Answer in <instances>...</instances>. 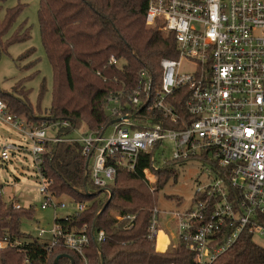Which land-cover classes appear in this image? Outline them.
<instances>
[{
    "label": "built area",
    "instance_id": "built-area-1",
    "mask_svg": "<svg viewBox=\"0 0 264 264\" xmlns=\"http://www.w3.org/2000/svg\"><path fill=\"white\" fill-rule=\"evenodd\" d=\"M146 23L174 36L177 56L162 59L158 75L143 68L133 77L116 79L105 100L106 128L58 136L70 128L69 122L29 125L2 100L0 120L32 141L44 182L41 207L55 213L68 207L48 191L41 174L47 144L81 143L90 177L100 189L116 179L119 168L135 171L141 155L149 156L153 170L160 161L166 165L164 151L161 159L157 156L166 141L174 145L172 162H202L208 168L206 184L197 189L189 208L172 214L181 241L195 254L193 264H214L242 234L264 236V0H148ZM109 65L118 67L119 60L111 57ZM185 66L192 71L185 72ZM109 127L112 132L105 137ZM22 150L4 144L0 159L9 161ZM144 173L156 190L152 169ZM85 208L77 204L74 212ZM154 214L149 237L156 240L158 210ZM51 235L49 250L64 247L88 264L87 234L55 225ZM103 239L100 232L97 240ZM7 244L19 245L6 239L0 249Z\"/></svg>",
    "mask_w": 264,
    "mask_h": 264
},
{
    "label": "trees",
    "instance_id": "trees-1",
    "mask_svg": "<svg viewBox=\"0 0 264 264\" xmlns=\"http://www.w3.org/2000/svg\"><path fill=\"white\" fill-rule=\"evenodd\" d=\"M147 5L148 0H40L41 39L53 71L52 105L45 117H38L43 112H34L29 91L17 86L14 92L0 91V100L13 116L29 125L69 122L70 128L61 129L58 136H72L84 124L86 133L106 128L110 119L105 100L116 79L133 77L143 68L158 75L160 61L177 56L174 36L147 25ZM22 10V5L8 9L0 20V53L29 38L28 30L21 33L18 28L4 39ZM111 57L119 60L118 67L109 65ZM45 148L41 174L48 191L57 199L66 197L75 205L86 206L81 213L56 218L55 225L64 232L89 236L84 250L88 264H193L195 254L179 235V244L165 252L157 251L155 238L149 237L154 210L159 207L158 192L172 176L166 168L183 162H167L164 169L153 170L149 156L141 155L135 171L118 169L116 179L106 187L112 192L110 197L109 191L94 186L81 143L47 144ZM147 169L157 178L156 190L144 173ZM130 182L139 183L141 189ZM31 215L30 210L0 199V242L19 243L0 249V264H54L61 254L71 256L74 264H84L81 256L64 247L49 250L46 243L23 234L20 220ZM125 215L135 218L118 219ZM100 232L102 241L97 240ZM159 236L161 240L162 234ZM59 264L71 263L62 259ZM214 264H264V247L246 232Z\"/></svg>",
    "mask_w": 264,
    "mask_h": 264
},
{
    "label": "rangeland",
    "instance_id": "rangeland-1",
    "mask_svg": "<svg viewBox=\"0 0 264 264\" xmlns=\"http://www.w3.org/2000/svg\"><path fill=\"white\" fill-rule=\"evenodd\" d=\"M21 5L23 12L12 31L4 39L13 35L18 28L21 33L28 30L29 38L11 44L7 52L0 53V91L14 92L16 86L29 91L28 101L34 112L36 111L38 115V111L41 110L43 113L38 117H45L46 111L52 105L53 71L41 39L38 19L40 0L0 2V20H4L8 9ZM4 39L3 42L8 47ZM184 71L190 73L192 70L185 66ZM85 125H82L79 131L81 134L86 133ZM111 132L112 127H109L105 137H108ZM9 143L22 147L23 150L11 154L9 161L3 162L0 159V199L8 204L19 205L24 210H30L31 217H23L20 220L21 232L32 239H38L50 245L55 219L64 218L68 213L74 212L75 203L66 197H60L59 200L67 205V209H60L57 213L52 208L43 209L41 206L45 199L40 188L44 182L39 176L34 156L31 153L33 143L16 128L0 120V147ZM163 151L165 158L171 163L174 152L173 143L164 142L163 146L157 150L158 160L161 159ZM161 167L165 168L162 161L159 165V168ZM166 169H171L172 176L158 192V210L160 211L158 228L169 239V249L179 244L177 224L172 212L184 211L192 205L195 192L206 184L208 168L200 161L190 160L174 164ZM151 177L156 176L151 174ZM130 183L141 189L139 183ZM41 231L46 233L44 237H40ZM254 242L264 247V236L258 234ZM160 244L161 241L158 239L156 247L159 248Z\"/></svg>",
    "mask_w": 264,
    "mask_h": 264
},
{
    "label": "crops",
    "instance_id": "crops-1",
    "mask_svg": "<svg viewBox=\"0 0 264 264\" xmlns=\"http://www.w3.org/2000/svg\"><path fill=\"white\" fill-rule=\"evenodd\" d=\"M161 234H162V237L165 238V239H162L161 238V240H160L161 241L160 247L159 248L156 247V249L159 252H165L168 249V246H169V243L170 242H169V239L167 238V236L162 231H159V233H158V236H157V239H156V245H157V240L160 237L159 235H161ZM167 240H168V244H167Z\"/></svg>",
    "mask_w": 264,
    "mask_h": 264
},
{
    "label": "water",
    "instance_id": "water-1",
    "mask_svg": "<svg viewBox=\"0 0 264 264\" xmlns=\"http://www.w3.org/2000/svg\"><path fill=\"white\" fill-rule=\"evenodd\" d=\"M105 190H106V191H109V190H107V189H105ZM109 194H110V197H112V192H111V191H109ZM110 199H111V198H110ZM110 199H109V200H110ZM108 202H109V201H108ZM107 204H108V203H107ZM93 231H94V230H93ZM94 242H95V245L98 246L97 241L94 240ZM62 259H68V260L70 261L71 264H74L72 257L69 256V255H66V254L58 255V256L55 258V260H54V264H59L60 261H61ZM102 263H103V262H102Z\"/></svg>",
    "mask_w": 264,
    "mask_h": 264
}]
</instances>
